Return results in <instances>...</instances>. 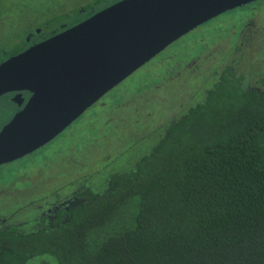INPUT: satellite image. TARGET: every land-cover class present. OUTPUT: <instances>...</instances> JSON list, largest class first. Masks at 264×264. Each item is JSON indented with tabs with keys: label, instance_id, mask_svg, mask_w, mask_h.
Instances as JSON below:
<instances>
[{
	"label": "trees",
	"instance_id": "1",
	"mask_svg": "<svg viewBox=\"0 0 264 264\" xmlns=\"http://www.w3.org/2000/svg\"><path fill=\"white\" fill-rule=\"evenodd\" d=\"M241 78L221 70L102 191L68 182L82 199L50 227L0 228V264H264V92Z\"/></svg>",
	"mask_w": 264,
	"mask_h": 264
},
{
	"label": "rangeland",
	"instance_id": "2",
	"mask_svg": "<svg viewBox=\"0 0 264 264\" xmlns=\"http://www.w3.org/2000/svg\"><path fill=\"white\" fill-rule=\"evenodd\" d=\"M55 1L63 4L66 0ZM51 2L0 0V62L22 42L21 18ZM247 18L254 19L251 31L255 38L249 43L255 40L256 44L246 55L259 60L253 61L257 70L256 64L264 63V0L228 10L171 43L88 107L50 144L33 156L0 167V188L11 183L21 186L23 179L18 176H36L34 171L40 168L45 196L52 190L61 195L71 188L67 185L72 180L102 191L109 173L131 168L158 140L161 126L185 111L196 100V93L198 98L202 95L218 67L227 65ZM194 57L200 60L190 63L187 70L186 63ZM66 157L73 163L66 162ZM13 200L9 201L12 206L17 204ZM31 213L26 210L22 217ZM33 228L34 223L28 222L19 225L18 231L27 233ZM24 264L57 262L51 255L40 254Z\"/></svg>",
	"mask_w": 264,
	"mask_h": 264
},
{
	"label": "water",
	"instance_id": "3",
	"mask_svg": "<svg viewBox=\"0 0 264 264\" xmlns=\"http://www.w3.org/2000/svg\"><path fill=\"white\" fill-rule=\"evenodd\" d=\"M256 0H121L0 63V95L30 91L0 130V165L44 145L200 24Z\"/></svg>",
	"mask_w": 264,
	"mask_h": 264
},
{
	"label": "flooded vegetation",
	"instance_id": "4",
	"mask_svg": "<svg viewBox=\"0 0 264 264\" xmlns=\"http://www.w3.org/2000/svg\"><path fill=\"white\" fill-rule=\"evenodd\" d=\"M119 1L121 0H75L74 2L73 0H70V2L69 0H66L63 4H58L55 0H52L51 4L45 6V8H40L39 10H34L33 12H27L25 14V18H21L19 21V23L25 27H23L25 32L23 34L22 42L14 47L13 52L6 59L79 24L95 13ZM261 1L263 0H256L242 6L259 3ZM256 12L257 9L253 10V14ZM253 22L254 19L252 18H247L245 20L243 29L240 31L238 43H236L230 51L231 58L227 60V65L225 62L223 65L218 67V71L213 77V81L216 80V77L221 70L229 68V66H233L234 72L242 77L241 84L244 89L264 92V63L261 62L256 64L258 67L257 70H255L253 61L258 62L259 60L256 61L255 58H252V61L249 57L247 58L246 55L247 50L251 49V51H253L252 49L256 44L254 43L255 40L252 43H249L253 38H255L251 31ZM10 41L11 39H8L6 42L8 43ZM251 55L253 56V53ZM6 59L2 60V62ZM199 60L200 59L197 57L189 59L185 65L186 69L189 70L188 66L190 63H195ZM207 69H209V67H207ZM204 90L205 89H203V91ZM31 94L32 93L27 90H13L0 95V130L15 116V114L24 108L31 97ZM196 96L198 97L197 93ZM5 112H8L7 116H4ZM60 133L55 137H58ZM55 137L32 152L22 156L21 158L1 164L0 167L19 162L28 156H33L46 145L50 144ZM68 159L71 158L66 157L64 160L67 162ZM38 169L37 171H34L38 174L36 176H18L24 181L21 182V186L11 183L4 188H0V228L5 230L12 227L15 232L19 233V225L28 222L34 223V228L32 230L43 227V225L50 227L52 222L56 219L54 215L55 212L60 209L69 211L73 204L82 199L79 195V191L75 188H68L61 193V195H59V193H54V190H52L47 193V196H45L43 178L40 176L42 174V170L40 168ZM12 198L14 199L13 202H17V204L13 206L11 205V202L9 203ZM26 210L32 211V213L28 217H22L24 211Z\"/></svg>",
	"mask_w": 264,
	"mask_h": 264
}]
</instances>
